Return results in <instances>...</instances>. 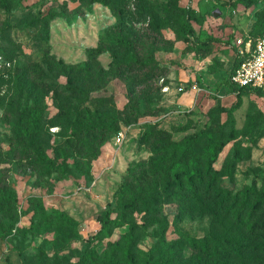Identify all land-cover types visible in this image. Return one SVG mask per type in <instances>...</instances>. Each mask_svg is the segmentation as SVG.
Returning a JSON list of instances; mask_svg holds the SVG:
<instances>
[{"label": "rangeland", "instance_id": "374dc122", "mask_svg": "<svg viewBox=\"0 0 264 264\" xmlns=\"http://www.w3.org/2000/svg\"><path fill=\"white\" fill-rule=\"evenodd\" d=\"M6 2L0 264H185L192 252L181 233L202 238L217 226L206 205L185 203L180 170L163 176L169 148L157 154L158 137L207 125L222 185L236 192L255 180L264 190V94L238 101L229 85L236 38L264 35V0ZM119 26L132 47L116 44ZM132 57L140 63L127 66ZM28 135L48 157L68 156L64 173L22 152ZM127 177L129 190L118 192ZM109 208L121 223L98 234ZM132 227L129 257L121 248Z\"/></svg>", "mask_w": 264, "mask_h": 264}, {"label": "trees", "instance_id": "16d2710c", "mask_svg": "<svg viewBox=\"0 0 264 264\" xmlns=\"http://www.w3.org/2000/svg\"><path fill=\"white\" fill-rule=\"evenodd\" d=\"M5 8H8L6 0H0ZM185 34V25H182ZM250 36H246L247 38ZM115 42L121 47H132L131 40L122 33L121 26L115 31ZM253 40L258 37H251ZM234 50L235 47L233 46ZM91 53H99L100 49H90ZM140 63L132 57L127 66ZM238 65V59L235 56L233 66L229 76V85L236 93L237 100L247 92H256L260 95L264 94L262 90L250 89L249 87H239L230 81V77ZM129 94L127 93V96ZM128 103L134 113L138 109L133 107L128 97ZM223 111L230 113V109L224 108ZM37 112L32 114V122L36 120ZM190 129V125H185L182 130L186 132ZM159 136V135H158ZM33 136L28 135L24 143H20L18 147L26 155L35 158L39 163L43 164L47 172L60 171L64 173L66 170V161L68 156H64L61 161L56 158H50L45 155L38 146L33 142ZM212 135L210 127L205 125L196 131L186 132L179 140L170 138H157V145L154 151L161 154L160 146L168 147L167 155L162 160V164L167 163L168 166L162 170L163 176L169 173L176 179L179 170L183 175L185 183V203L199 204L210 210L217 226L213 235H206L202 238H195L188 233H181L185 237V245L191 250V255L185 258V264H264V190L257 188L255 180L250 186L239 189L236 192L222 185V176L218 170L213 167L216 160L215 148H211ZM201 145H207L203 156L196 158L195 148ZM179 158L174 159L176 153ZM233 160L227 164V175H232ZM143 179H140V184ZM144 182V181H143ZM128 177L120 187L118 192L125 193L129 190ZM0 198L5 200V189L0 186ZM190 209V208H189ZM192 209V208H191ZM113 209L109 208L104 211L100 217L101 227L98 234L108 231L111 225L121 223L118 219L112 217ZM134 227L128 233L127 244L122 247L125 255L130 257L133 241ZM39 256L44 258L43 251ZM87 257L79 260L75 264H86ZM129 264H137L133 258H130Z\"/></svg>", "mask_w": 264, "mask_h": 264}, {"label": "built area", "instance_id": "2783aa9c", "mask_svg": "<svg viewBox=\"0 0 264 264\" xmlns=\"http://www.w3.org/2000/svg\"><path fill=\"white\" fill-rule=\"evenodd\" d=\"M233 46L238 65L230 81L239 87L264 91V35L255 40L251 37H238ZM118 135L117 142L120 143L123 134L119 132Z\"/></svg>", "mask_w": 264, "mask_h": 264}, {"label": "crops", "instance_id": "0c3cea01", "mask_svg": "<svg viewBox=\"0 0 264 264\" xmlns=\"http://www.w3.org/2000/svg\"><path fill=\"white\" fill-rule=\"evenodd\" d=\"M234 57H235V50H234Z\"/></svg>", "mask_w": 264, "mask_h": 264}]
</instances>
